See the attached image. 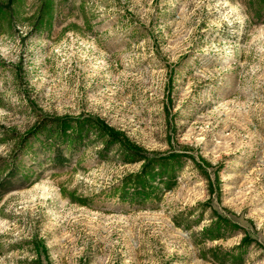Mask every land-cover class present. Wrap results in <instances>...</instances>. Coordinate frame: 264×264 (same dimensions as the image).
<instances>
[{
    "label": "rangeland",
    "instance_id": "obj_1",
    "mask_svg": "<svg viewBox=\"0 0 264 264\" xmlns=\"http://www.w3.org/2000/svg\"><path fill=\"white\" fill-rule=\"evenodd\" d=\"M0 264H264V0H0Z\"/></svg>",
    "mask_w": 264,
    "mask_h": 264
},
{
    "label": "trees",
    "instance_id": "obj_2",
    "mask_svg": "<svg viewBox=\"0 0 264 264\" xmlns=\"http://www.w3.org/2000/svg\"><path fill=\"white\" fill-rule=\"evenodd\" d=\"M66 160H67V159L64 158V157H62V158L59 159L60 162H65Z\"/></svg>",
    "mask_w": 264,
    "mask_h": 264
}]
</instances>
